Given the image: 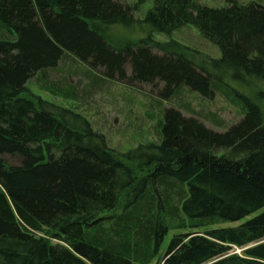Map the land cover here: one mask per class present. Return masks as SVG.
Wrapping results in <instances>:
<instances>
[{
	"label": "trees",
	"instance_id": "obj_1",
	"mask_svg": "<svg viewBox=\"0 0 264 264\" xmlns=\"http://www.w3.org/2000/svg\"><path fill=\"white\" fill-rule=\"evenodd\" d=\"M136 9L118 0H0V264H151L169 229L189 232L172 237L158 264H264V102L258 90L237 102L223 80L264 84V6L154 0L142 20ZM136 24L146 38L110 46L108 30ZM185 25L221 57L198 67L187 47L151 36ZM64 52L105 79L161 85L162 101L185 89L208 100L222 93L242 118L216 132L184 116L187 104L170 107L158 142L118 153L80 114L22 96ZM4 155L19 164L7 166ZM232 247L241 256L228 255Z\"/></svg>",
	"mask_w": 264,
	"mask_h": 264
},
{
	"label": "rangeland",
	"instance_id": "obj_2",
	"mask_svg": "<svg viewBox=\"0 0 264 264\" xmlns=\"http://www.w3.org/2000/svg\"><path fill=\"white\" fill-rule=\"evenodd\" d=\"M127 5H135L133 16L142 20L152 8L154 0H118ZM197 4L212 8L226 7L227 1L238 5L252 2L264 6V0H194ZM149 34L144 25L136 24L132 28L116 26L105 35L108 43L114 49H121L126 42H137ZM155 42L163 43L174 41L187 47L189 59L198 67H206L211 60L221 57L218 46L204 39L199 31L191 25L182 26L170 35L151 33ZM155 53H160L155 49ZM67 58L60 61L56 68L35 74L26 84V93L22 96L29 99H42L59 108L74 111L89 122L94 132L102 134L107 147L118 153H125L141 144L159 141V123L162 112L170 107L187 104L188 110L183 114L186 117L199 119L206 127L223 132L236 124L242 118V109L227 99L222 93L213 94L211 100L188 93L182 90L172 103L168 99L160 100L157 89L148 85L130 87L122 82L112 81L100 76V73L90 70L70 54L64 52ZM224 84L237 102L241 98L253 99L256 91H260V100L264 102V84L245 80L246 83L229 80L224 77ZM52 85L62 89H74L76 98L73 99L64 90H50ZM70 119V120H69ZM69 123L76 120L69 117ZM218 124V125H217ZM3 161L7 166L19 164L18 157L4 155ZM243 223H225L213 228L237 226ZM188 230L169 229L160 248L159 255L151 264H158L161 255L166 251L173 236L188 233ZM233 248V247H232ZM241 249L233 248L228 255L241 256ZM162 263V262H161ZM160 264V263H159Z\"/></svg>",
	"mask_w": 264,
	"mask_h": 264
}]
</instances>
